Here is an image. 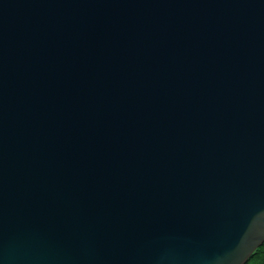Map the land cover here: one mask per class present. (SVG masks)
<instances>
[{"label":"water","instance_id":"water-1","mask_svg":"<svg viewBox=\"0 0 264 264\" xmlns=\"http://www.w3.org/2000/svg\"><path fill=\"white\" fill-rule=\"evenodd\" d=\"M262 244L264 0H0V264Z\"/></svg>","mask_w":264,"mask_h":264},{"label":"trees","instance_id":"trees-1","mask_svg":"<svg viewBox=\"0 0 264 264\" xmlns=\"http://www.w3.org/2000/svg\"><path fill=\"white\" fill-rule=\"evenodd\" d=\"M244 264H264V244L254 250Z\"/></svg>","mask_w":264,"mask_h":264}]
</instances>
